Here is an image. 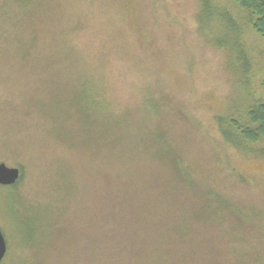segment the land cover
<instances>
[{"label":"rangeland","instance_id":"rangeland-1","mask_svg":"<svg viewBox=\"0 0 264 264\" xmlns=\"http://www.w3.org/2000/svg\"><path fill=\"white\" fill-rule=\"evenodd\" d=\"M209 3L238 48L202 0H0V264H264V139L218 123L264 103V41Z\"/></svg>","mask_w":264,"mask_h":264},{"label":"trees","instance_id":"trees-1","mask_svg":"<svg viewBox=\"0 0 264 264\" xmlns=\"http://www.w3.org/2000/svg\"><path fill=\"white\" fill-rule=\"evenodd\" d=\"M231 1L241 10L248 13L252 30L264 41V0ZM201 8V14L203 17H207L209 15L212 17L215 15L218 17L219 23L224 25L225 22V26H227V29H225V31L221 33V36L217 38L215 45L222 46L224 44L232 43L235 47L238 48L239 43H237V40L235 39L234 41L231 38V32L235 30L236 23L228 15L223 14L217 9L213 8L211 3H209V0H202ZM221 37H227V39H231L232 41L226 43ZM233 37L238 38L237 36ZM262 86L264 89V82L262 83ZM247 117L249 122L248 125H241L238 121H234L230 118L225 119L224 121H218V123L220 124V128L223 129L224 135L226 136L228 142L233 143V141L239 139V137H242L246 142L255 144L259 140L264 139V103L251 108L247 112ZM231 127L238 133V136L236 135V138H234L232 130L230 131Z\"/></svg>","mask_w":264,"mask_h":264},{"label":"water","instance_id":"water-1","mask_svg":"<svg viewBox=\"0 0 264 264\" xmlns=\"http://www.w3.org/2000/svg\"><path fill=\"white\" fill-rule=\"evenodd\" d=\"M20 178V171L15 168H8L5 164L0 163V186H13ZM7 251L4 236L0 230V263L3 261Z\"/></svg>","mask_w":264,"mask_h":264}]
</instances>
